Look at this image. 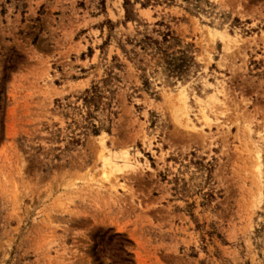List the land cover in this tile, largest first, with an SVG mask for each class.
Returning <instances> with one entry per match:
<instances>
[{
    "label": "rangeland",
    "instance_id": "374dc122",
    "mask_svg": "<svg viewBox=\"0 0 264 264\" xmlns=\"http://www.w3.org/2000/svg\"><path fill=\"white\" fill-rule=\"evenodd\" d=\"M0 264H264V0H0Z\"/></svg>",
    "mask_w": 264,
    "mask_h": 264
},
{
    "label": "bare ground",
    "instance_id": "6f19581e",
    "mask_svg": "<svg viewBox=\"0 0 264 264\" xmlns=\"http://www.w3.org/2000/svg\"><path fill=\"white\" fill-rule=\"evenodd\" d=\"M106 161H107V160H106ZM107 165H108V164H106V166H107ZM108 167H109V166H108ZM110 168H111V166H110ZM104 172H105V173H104L105 180L109 179L110 175L114 174L113 170H109V169H106Z\"/></svg>",
    "mask_w": 264,
    "mask_h": 264
},
{
    "label": "trees",
    "instance_id": "16d2710c",
    "mask_svg": "<svg viewBox=\"0 0 264 264\" xmlns=\"http://www.w3.org/2000/svg\"><path fill=\"white\" fill-rule=\"evenodd\" d=\"M128 4H129V2L127 1V2H126V5H128Z\"/></svg>",
    "mask_w": 264,
    "mask_h": 264
}]
</instances>
